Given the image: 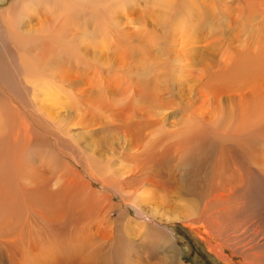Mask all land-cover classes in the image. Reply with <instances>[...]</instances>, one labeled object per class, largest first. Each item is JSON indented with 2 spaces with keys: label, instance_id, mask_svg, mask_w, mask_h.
Returning a JSON list of instances; mask_svg holds the SVG:
<instances>
[{
  "label": "bare ground",
  "instance_id": "1",
  "mask_svg": "<svg viewBox=\"0 0 264 264\" xmlns=\"http://www.w3.org/2000/svg\"><path fill=\"white\" fill-rule=\"evenodd\" d=\"M20 1L23 6L17 21L34 11L39 17L36 8L47 2L52 6L66 5L59 0ZM52 6L47 8L49 12H55ZM73 11L67 7V15ZM203 21L199 20V25L203 26ZM4 22L12 33L13 24ZM49 32L43 28L45 38L35 43L33 39L14 37L21 45L18 55L25 81H32L34 96L46 93L47 86L34 79L38 74L49 83L74 81L76 88H86L74 90L90 105L102 109L104 102L103 112L112 117L111 124L89 118L90 126L98 125L101 133L96 130L92 136H81L77 146L93 174H105L114 167V163L110 165L105 160L100 163L102 166H96L90 155L94 148L109 144V156L127 162L115 170L116 174H128L121 181V191H131L126 186L128 180L138 177L134 171H148L147 186L132 191V206L141 218L167 223L200 217L199 221L216 228L228 204L243 208L242 201L230 200L248 183V167L256 168L257 179L264 184V51L243 44L239 33L218 30L208 31L205 36L198 32L187 36L165 31L159 38L151 39L150 44L144 42L140 57L131 48L125 55L119 52L120 62L110 63V59L93 64L84 62L88 54L50 48L59 35ZM224 45L228 47L225 50ZM72 56L81 61L70 59ZM208 74L206 88L198 85ZM92 83L98 89L93 99L89 97ZM127 94H131L127 101L131 109L124 111L118 97ZM40 121L48 124L44 118ZM135 125L139 144L125 136ZM57 131L69 139L77 137L66 127ZM39 133L0 97V264H102L103 252L113 246H107L109 241L102 234L105 224L88 221L93 218L87 210L95 209L97 198L102 199V195L94 192L80 173L68 168L51 147L40 143ZM167 134L178 138L174 146L164 144ZM55 171L61 173L56 190L52 185L55 177H47ZM102 182L110 186L113 181ZM169 194L175 196L170 204ZM54 199L60 201L55 203ZM68 204L70 210L64 211ZM213 204L223 207L213 210ZM118 211L121 212L119 208ZM126 217V234L138 232L147 244L161 249L165 264H182L178 260L179 248L161 227ZM67 250H72V255L66 256ZM117 258L129 264L123 255Z\"/></svg>",
  "mask_w": 264,
  "mask_h": 264
},
{
  "label": "rangeland",
  "instance_id": "2",
  "mask_svg": "<svg viewBox=\"0 0 264 264\" xmlns=\"http://www.w3.org/2000/svg\"><path fill=\"white\" fill-rule=\"evenodd\" d=\"M59 2H65L66 5L61 3V5L55 4L54 7L47 2L36 8L40 14L39 17L34 11L27 16L29 18L25 17L17 21L16 17L20 15L21 6H23L21 1L0 0V97L15 107L31 128L40 132L38 134L40 143L44 142L43 145L51 147L68 168H73L80 173L91 183L92 190L102 195V199L97 198L98 205L95 209H87L93 218L88 221H95V224L100 226L105 224V227L101 228L102 234L106 235L109 241L107 246H113L103 252L102 264H124L125 262H120L117 258L119 255H123L129 264H165L161 249L153 247V244H147L138 232L126 234V216L136 223L148 225L152 222L153 225L161 227L179 248L178 260L182 264H264V184L257 179L255 167H248V183L237 190L230 200L234 203L242 201L243 208L228 204L227 212L216 228H210L199 221L200 217L186 222L167 223H155L153 220H146L145 217L141 218L132 206V191L134 188L141 189L147 186L145 178L148 171H134L138 177L135 181L128 180L126 186L131 191H121L123 188L121 181L128 174H116L115 170H119L127 162L122 163V159L110 157L109 144L102 148H94L93 154L90 155L94 156L92 159L98 164L96 166H102L103 164L100 163L105 160V163L110 165L114 163V167L108 169L105 174H93L86 161L81 158L77 146L81 136H92L96 130L99 131L98 125L90 126L89 118H93L96 123H110L112 117L103 112L104 102H102V109L97 105H90V102L86 101L87 98L74 90H85L83 85L76 88L74 81L59 84L54 80L49 83L42 81L44 79L40 74L34 79L39 82V85L43 83L47 86L46 93L34 96V85L31 80L25 81L26 74L20 66L18 54L21 45L15 42L14 38L26 41L33 39L34 43L38 42L40 38H45L43 28L46 27L52 34L59 35L53 40L54 46H51L50 42L48 47L68 49L74 54L75 52L88 54L84 62L93 64L106 63L110 59V63L120 62L119 52L125 55L131 48L135 49L133 52L137 57L143 49L144 42H147V45L150 44L151 39L159 38L165 31L185 33L187 36L195 35L197 32L198 35L205 36L208 31L218 30L228 33L237 32L244 39L243 44L251 48L258 47L259 50L264 51V0H72V2L59 0ZM50 6L55 8V12H52V9L49 12L47 8ZM68 6L74 9L69 15H67ZM203 19L204 25H199V20ZM5 20L13 24L12 33L7 31ZM58 40L63 43L59 44ZM218 43L216 41L215 45ZM227 48L224 45L223 50ZM66 54L71 56L69 52ZM70 59L81 61L73 56ZM231 65L232 63L229 64ZM209 79L208 74L198 85L202 84L201 86L206 88ZM89 90H91L89 97L95 98L94 95L98 92L96 84L92 83ZM130 97L131 94L118 97L121 101L119 107L124 111L131 109V106L127 105ZM42 107L45 110H40ZM87 109L93 111L88 112ZM39 117L44 118L48 124L41 122L42 118ZM68 119L71 120V125L68 124ZM218 124L220 125L221 122ZM65 127L72 135H77L76 139L66 138L57 131ZM130 130L132 132H128ZM130 130L125 131L126 139L130 141L132 138L134 143L138 140L135 144H139L136 125ZM261 133L264 135V130ZM165 138L164 144L173 146L178 139L169 134ZM116 143L122 146L117 140ZM116 143L114 144L117 145ZM98 156L100 158H97ZM60 174L55 171L52 175L50 173L47 175L49 179L55 177L52 181L54 190L60 183ZM108 179L113 182L110 186H105L102 180ZM38 188L35 189L40 191ZM169 196L170 204L175 196L171 197V194ZM86 197L85 191L82 196L84 203ZM54 201L57 203L60 200L54 199ZM222 207L217 204L211 206L213 210ZM69 210L68 204L64 211ZM34 224L42 227L39 222ZM187 226L193 229L185 228ZM71 251L67 250L65 255H72ZM91 253H94L93 249Z\"/></svg>",
  "mask_w": 264,
  "mask_h": 264
}]
</instances>
